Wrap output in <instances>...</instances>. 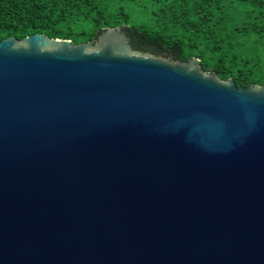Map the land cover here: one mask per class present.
I'll return each mask as SVG.
<instances>
[{
  "label": "water",
  "instance_id": "95a60500",
  "mask_svg": "<svg viewBox=\"0 0 264 264\" xmlns=\"http://www.w3.org/2000/svg\"><path fill=\"white\" fill-rule=\"evenodd\" d=\"M0 264H264V85L123 26L0 40Z\"/></svg>",
  "mask_w": 264,
  "mask_h": 264
},
{
  "label": "trees",
  "instance_id": "16d2710c",
  "mask_svg": "<svg viewBox=\"0 0 264 264\" xmlns=\"http://www.w3.org/2000/svg\"><path fill=\"white\" fill-rule=\"evenodd\" d=\"M128 4L147 18L131 16ZM116 26L134 48L197 57L238 87L264 85V0H0V40L39 32L80 43Z\"/></svg>",
  "mask_w": 264,
  "mask_h": 264
},
{
  "label": "rangeland",
  "instance_id": "374dc122",
  "mask_svg": "<svg viewBox=\"0 0 264 264\" xmlns=\"http://www.w3.org/2000/svg\"><path fill=\"white\" fill-rule=\"evenodd\" d=\"M128 9L130 11V15L133 17H137L138 19H146L147 18V13H145V10L142 8H137L136 5L133 6V4H128Z\"/></svg>",
  "mask_w": 264,
  "mask_h": 264
}]
</instances>
